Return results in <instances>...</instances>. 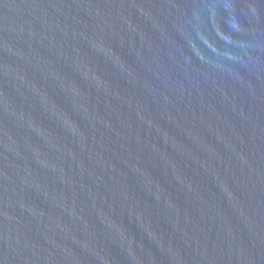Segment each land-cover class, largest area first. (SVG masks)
Returning <instances> with one entry per match:
<instances>
[{
    "label": "water",
    "instance_id": "1",
    "mask_svg": "<svg viewBox=\"0 0 264 264\" xmlns=\"http://www.w3.org/2000/svg\"><path fill=\"white\" fill-rule=\"evenodd\" d=\"M0 264H264V0H0Z\"/></svg>",
    "mask_w": 264,
    "mask_h": 264
}]
</instances>
